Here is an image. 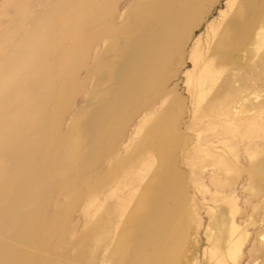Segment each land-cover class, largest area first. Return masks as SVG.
<instances>
[{
	"label": "rangeland",
	"instance_id": "374dc122",
	"mask_svg": "<svg viewBox=\"0 0 264 264\" xmlns=\"http://www.w3.org/2000/svg\"><path fill=\"white\" fill-rule=\"evenodd\" d=\"M184 1L206 12L164 58L161 17L140 0H0V156L10 161L0 171V263L264 264V181L253 179H264V135L226 132L264 115V0H242L249 28L233 70L246 71V90L227 109L209 97L195 102L210 85L199 84L207 41L233 0ZM136 14L150 22L142 51L147 41L158 48L137 50L113 86L106 43L130 36ZM170 94L179 102L168 107ZM170 119L176 128L161 152L179 185L167 205L180 233L155 249L135 241L136 203L127 200L151 193L152 180L165 185L161 174H127L125 164L144 157L143 135L151 147ZM119 229L130 239L124 247L104 236Z\"/></svg>",
	"mask_w": 264,
	"mask_h": 264
},
{
	"label": "bare ground",
	"instance_id": "6f19581e",
	"mask_svg": "<svg viewBox=\"0 0 264 264\" xmlns=\"http://www.w3.org/2000/svg\"><path fill=\"white\" fill-rule=\"evenodd\" d=\"M139 3L144 7L146 14L151 16L154 15L157 18L161 17L160 19L158 18V31H156V35L164 39L167 44L164 47L166 50L161 53L159 52V56L164 58L169 57L168 55L175 50V48H172L175 44L180 45L183 43L185 37L190 34L193 28L200 22L202 12H206V10L197 11L195 10L196 8L189 11L190 7L184 0H177L176 3L166 6L163 5L164 0H140ZM242 4V0H233L232 3L228 5L227 11L223 14L221 21H219L212 30L211 41L209 44V39L207 41V50L204 56V65L199 82V84H204V82L207 81L210 85L204 90L202 88L199 98L195 102L196 105L203 99L209 97L213 98L216 103H220V107L226 109L228 107L230 108V99H232L237 92H239L240 95L242 88L245 87L242 81L245 79L246 71L238 75L237 71L239 70H233L238 52L246 43V34L249 28V24L245 19L246 10ZM103 7L104 3H102V1L96 4V8L99 10L103 9ZM149 25L150 22L145 19V16L136 14L130 27L126 26L127 30H132L130 36H117L116 38L111 36L106 43L105 49L113 53L115 57L114 61L109 63V69L111 71L109 82L113 86H117L124 82L125 67L134 61L131 57L132 55H137V50L141 53L142 43L144 42L143 37L147 38L144 29L148 28ZM146 47V51L155 52L154 50L155 48L157 50L158 44L147 41ZM201 57L200 50L195 48L192 51L193 60L197 61L201 59ZM237 80L241 82L240 86L235 85ZM237 84L239 83L237 82ZM171 102H179L178 97L170 94L165 100V106L171 107ZM168 107L166 109H168ZM164 115V117L167 116L166 114ZM224 115L227 114L225 113ZM261 117L263 119L264 115L259 114L257 119L252 121L243 120V122L241 121L243 125L240 127L227 125L226 132L241 130L243 135L251 140L255 131H258L259 137L262 138L264 132L262 123L259 122ZM168 122L166 123L167 126L158 129V135L151 147L147 146L146 142L148 143V140L143 135L145 140L139 149L142 150L141 152L144 157H139L136 162L133 161L134 158L129 159L125 164V171L127 174L142 176L153 175L154 177L157 174H161L160 182L165 185L160 189L158 183L152 180L151 186L149 187V190H152L151 193L147 192V194H145L142 192L144 190L135 192L127 200L128 203H136V208L133 210L137 217V221L134 222L135 228L137 229L135 241H146L151 248L154 247L155 249L161 248L159 244L169 246L171 243H174V241L177 242L180 233L179 231L175 232L173 229L175 215L167 205L168 197H176L177 200H179V185L175 180L172 166L168 165V159L163 156L161 152L163 149L170 146L173 137L172 132H174L176 128L174 119H170ZM199 158L200 156H196V160ZM252 158H255V156L252 155ZM9 162L8 158L5 159L0 156V171L7 170L10 167ZM195 164H193V166ZM218 166L221 169L228 167L226 163H219ZM253 179H255V182L264 181L262 175ZM125 208L126 206L120 204L117 210L120 211L121 214ZM104 236L110 239L109 241L114 240L118 247L126 246L127 240H130L126 239L127 235L121 229L114 234L107 232ZM161 250H159L157 254L162 253ZM154 251L156 252L157 250ZM229 255L230 258L238 261L240 259L239 246L232 244ZM4 261H1L0 264H28L22 262L17 263L16 260L11 258L9 261ZM217 264L223 263L218 261Z\"/></svg>",
	"mask_w": 264,
	"mask_h": 264
}]
</instances>
